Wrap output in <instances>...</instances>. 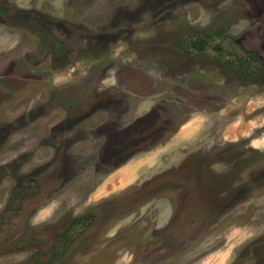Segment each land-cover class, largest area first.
I'll return each mask as SVG.
<instances>
[{"label": "rangeland", "instance_id": "1", "mask_svg": "<svg viewBox=\"0 0 264 264\" xmlns=\"http://www.w3.org/2000/svg\"><path fill=\"white\" fill-rule=\"evenodd\" d=\"M0 264H264V0H0Z\"/></svg>", "mask_w": 264, "mask_h": 264}, {"label": "crops", "instance_id": "2", "mask_svg": "<svg viewBox=\"0 0 264 264\" xmlns=\"http://www.w3.org/2000/svg\"><path fill=\"white\" fill-rule=\"evenodd\" d=\"M233 123L231 122V125L228 123L227 125L224 126V132H225L224 134L226 133L233 134L235 132V129L233 128ZM236 124L240 125L239 121H237Z\"/></svg>", "mask_w": 264, "mask_h": 264}]
</instances>
